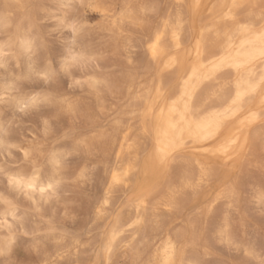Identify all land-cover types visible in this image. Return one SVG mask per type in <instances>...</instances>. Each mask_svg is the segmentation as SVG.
<instances>
[{"label":"rangeland","instance_id":"1","mask_svg":"<svg viewBox=\"0 0 264 264\" xmlns=\"http://www.w3.org/2000/svg\"><path fill=\"white\" fill-rule=\"evenodd\" d=\"M66 1L23 0L24 5L21 4L25 6L24 10L20 6L11 5L13 9L10 7V14L13 16L10 15V18L13 22L8 28H0V46L5 50L0 64V212L4 210L5 203L10 202L18 214L14 221L8 219L17 236V246L6 255L10 258H1L0 264H32V260L41 254L39 249L43 251V246L49 243L42 236L50 227L56 230L55 233L66 227L64 234L71 243L70 254L61 264H96L95 259L98 258L101 259L97 260L98 264H132V261L133 264H154L156 260L153 258L157 251L154 253L153 249L160 248L158 245L165 233L177 237L184 264H264V122L258 135L261 137L256 138L257 142L251 145L248 143L241 154L232 155L221 173L210 180L208 188L200 190L198 196L187 189L182 192L177 179L180 175L176 176L181 172V165L173 164L171 172L175 169L172 172L174 178H169L163 176L158 164L148 160L150 143L140 136L139 114L134 113L140 108L142 110L144 106L141 103L147 95L149 101L153 100L152 115L156 112L158 103L150 98H154L155 94L153 82L157 68L148 59L145 42L149 36L151 38L148 40H151L152 33L161 27L162 14L171 9L172 2ZM2 3L0 0V14L4 8ZM126 8L132 20L122 19V14L127 12ZM20 10L23 12L20 13ZM220 13L221 10L211 14L201 8L194 25L189 18L186 19V23H183L186 28L183 34L184 48L192 45L201 28H211ZM28 20L30 23L27 24ZM22 34L33 39L34 47L28 53L18 54L14 40L16 35ZM168 41L170 39L166 37L165 44L170 46L171 42L169 44ZM130 74L135 77L132 78ZM177 77L175 75L171 78L172 85L177 84ZM127 78L141 85H137L139 89L143 87L139 91L134 89L135 84L131 87L132 92L142 93L141 98L140 93H137L136 97L139 98L135 101L128 95L131 82L126 85ZM145 87H148L149 93H144L147 90ZM126 91H129L128 94ZM130 108L134 111L129 112ZM234 125L236 120L230 121L228 127ZM123 138L127 144L136 139L140 143L135 164L139 168H147V177L142 182L149 186L158 182L159 187H163L157 188L152 194L149 205L150 202L153 204L168 197L171 187L173 190L178 187L181 190V193H176L177 197L175 195L177 200L180 198L177 202L181 205L178 203V211L176 209L172 211L173 214L163 217L164 225L158 230L151 231L145 227L135 239L136 242L131 240L130 234L120 236L109 260L105 261L100 255L101 239L98 237L100 234L102 237L104 226L102 221L94 220V210L100 196H104L102 185L108 178L106 170L108 172L110 168L134 158L130 150L121 151L123 153L119 156L123 158L116 154ZM216 144L217 141H212L206 146L212 148ZM53 159L58 160L56 168L52 167ZM194 169L192 165L190 173L192 180L195 178L196 181L197 177L194 176H197V172ZM36 172L43 180H56L55 188L40 199L37 207L10 183L15 177L28 178ZM134 175L133 181L141 179L139 170H135ZM222 175L226 178L224 183L220 181ZM225 189L229 194L221 195ZM116 191L112 195L114 211L111 209L109 217L119 211L124 212L134 199L133 190ZM4 226L0 220V238L5 236ZM95 250H98L97 253Z\"/></svg>","mask_w":264,"mask_h":264},{"label":"bare ground","instance_id":"2","mask_svg":"<svg viewBox=\"0 0 264 264\" xmlns=\"http://www.w3.org/2000/svg\"><path fill=\"white\" fill-rule=\"evenodd\" d=\"M2 1V4H4V8L2 7V13L0 14V28H8V26L11 25V22H13L11 20L12 18H10L11 5L22 7V4L24 5V3L23 0ZM169 1L172 2L170 3V5L172 4V6L171 9L169 8V10L166 11L165 14H162L163 17H161V27L159 29L156 28L157 30L155 29L156 31L154 30L155 32L152 33V39L148 40V38H151V36H149L145 42V51H147L148 59L150 63L157 68V72L155 74V79L153 82L155 86V94L154 98H152L153 96L150 98L154 99V101L158 103L157 109H155V114L152 115L153 100L149 101L147 95V97H144V101L142 100L143 103H141V101L139 100V104L141 103L144 106L142 110L140 108L139 111H133L134 113L138 112L139 114L140 121L138 129L140 136L142 135L141 137L147 139V141L145 139H143V141L150 143L151 152L149 154L148 160L152 163L158 164L159 169H162L163 176L169 178H174V173L172 174V172L175 169H173V171L171 172L173 164L178 163L179 165H181V172L180 174L176 175H180V177H176L180 181L179 182L177 180L180 184L178 186L180 187L182 192L187 189L193 195L198 196L197 193H199L200 190L208 188L209 182H211L210 180L214 177H217V175L221 173V169L224 168L223 166L227 165V163L231 160L232 155L241 154L248 143L251 145L252 142L256 141L260 129L264 126V0ZM14 8L16 9L18 7ZM24 8L25 6L22 7L23 10ZM201 8L211 14H214L220 10L221 13L215 19V24L209 29L201 28L194 37L192 45L185 49L183 46V34L186 28L184 29L183 23L186 21V19L189 18L191 24L194 25L197 21L198 13ZM126 9L127 12H124L122 14V19L124 18L123 20H132L131 14L130 12H128V8ZM20 11V13L23 12L22 10ZM12 16L13 15H11V17ZM28 22L29 20L27 21V24ZM21 27L23 26L21 25ZM26 27L29 28L28 25H26ZM16 28L18 29V26ZM166 37L170 39V46H168V44H165ZM14 42L18 54L28 53L34 47L33 39L29 38L25 34L16 35ZM4 51L5 50L0 46V64L3 60ZM188 58H190V61L188 60ZM142 68L143 67H141V69ZM148 70L149 69H147V71ZM175 75L178 76V82L176 85H172L171 78ZM140 76L142 77V75ZM128 79L129 78L126 79V85L128 84V82H131L133 80L131 79V81H129ZM137 80H139V78ZM133 82L129 83L130 85L128 87V90H130V94H128L129 91L126 92L128 95L132 96L133 100H137V98H139L136 97L137 93H140V98L142 93H134V91L132 92L131 87L133 88V84H135ZM141 82L142 81H140V84ZM135 85V90L138 89L139 91L141 88H143L141 87L139 89L137 87L138 83L136 86ZM146 89L147 90L144 93H149L148 87ZM128 95L127 97H129ZM78 111L80 112L81 108L80 110L78 109ZM133 111H131L130 108L129 112ZM67 113H69L68 110ZM70 113L72 112L70 111ZM135 114L137 115V113ZM233 120H236V126L234 125V127L229 128L228 124ZM129 134L127 133V135ZM122 137H124V135ZM260 137L261 136H259L258 139ZM140 139L142 141V138ZM121 141L122 143L119 147V150L117 151L118 153L116 154H118L119 156V154L125 152L126 150H130L133 152L134 158H132L131 156V161H124V163H121L123 162L121 161V158L123 157L119 156L121 157L119 158L121 161H119L121 165L115 166L113 169L110 168V171H108L109 173L106 170L105 174H108V178L102 185L104 188L102 189V194L104 196L103 198L102 195L100 196L101 198L98 200L99 204H97L94 210V220L96 219L102 221L104 226V229H102L104 230L102 231V237L100 236L101 232H98L100 234L98 235V237H100L101 239L99 240L101 241L99 251L102 253L100 255L104 257L105 261L109 260V256L111 253H113L120 236L130 234V237H132L131 240H134V242H136L135 239H137L138 235H140L141 231L145 227H149L148 229H150L151 231L158 230V228L163 224V217H165L166 214L169 215L170 213H172V211L174 212L177 207L179 208V202L177 201H179L180 198L179 200H177L176 198V193L181 191L178 190L179 187L176 190L171 189V187L169 191L167 188L168 197L166 196V198L162 201H160V197L159 201L153 202V204L152 202H150L152 205H149V200L152 194L156 190H158L157 188H161L159 187L160 184L157 182L152 186H149L145 185L142 182V179L147 177V168L145 166H141L139 168L135 164L137 159L135 155L140 147L139 141L137 142L136 139V141H133L129 144L125 142L126 139L124 140V138ZM212 141H217L216 146L212 148L207 147L206 145ZM103 144L105 145V141ZM85 148L86 147H84V149ZM110 150H112V148ZM95 156L97 155L95 154ZM57 161L55 159L52 160L51 164L53 168L57 167ZM192 165H194V170H196L197 172V176L193 175L194 177H197L196 181L195 178L193 179L194 181L192 180L193 177L190 173L192 172ZM135 170H139L141 179H136L135 181H133L134 179L132 180V176L134 175ZM177 173H179V171ZM10 177L12 178V176ZM222 177L223 178L220 181L221 183H224L226 178L223 175ZM43 179H41L39 173L36 172L30 175V177L28 178L22 179L20 177H15L11 180L10 183L14 189L22 192L23 195L28 198V200L30 199L31 202L36 204L37 207L40 199L44 197L48 191L53 190L56 185V180L54 178H49L46 180ZM119 189L125 190V192L127 190H133L132 192L134 194V199L130 204L128 203L129 205H127L124 212L119 211L114 216L109 217V212H111V209L113 210L114 206V196L112 197V195L114 194V192H117L116 190ZM163 190H161V195ZM224 193H226L227 195L229 194L226 189L224 190V192H222L221 195L225 196ZM156 198L158 199V197ZM17 216V209L14 208L10 202L5 203L4 210L0 212V220L5 225V236L3 238H0V260L1 258H3V256H6L11 251H13V248L17 246V236L13 232L14 230L11 229V224L8 221V219L14 221ZM36 227V229H38V226ZM64 229H66V227ZM64 229L63 231L61 230L62 232L60 231L55 233V229L50 227L47 228L45 233L43 232L44 235L42 236V239L46 240V243L49 242L47 243L49 246L46 247L47 244L44 245L46 248H44L43 246V251L42 249H39L41 250V254L39 253L40 255H37L38 257L36 256L34 261L32 260V264H61L68 258L71 251L69 246L71 243L69 244V240H67L66 238V232L64 231ZM123 239H125V237ZM162 239L163 240L158 245L160 246V248L157 247V249H153V252L157 251L156 253L154 252L155 256L153 255L155 258L151 257V260L152 258L154 259V261L156 260L154 264H184L183 252L180 250V248H178L177 237L175 235L165 233L164 238ZM131 240L129 239V242H131ZM152 244L155 245L154 243ZM153 245H151V247ZM6 257L10 258V256ZM135 257L136 255H134V258ZM99 259L100 258L95 260L97 261ZM96 261L95 263L98 264V261ZM131 263L133 264V261Z\"/></svg>","mask_w":264,"mask_h":264}]
</instances>
